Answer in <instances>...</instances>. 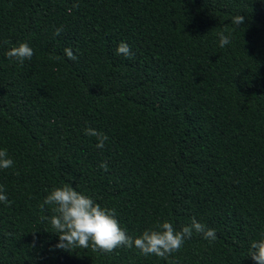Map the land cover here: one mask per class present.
Wrapping results in <instances>:
<instances>
[{
	"label": "trees",
	"instance_id": "trees-1",
	"mask_svg": "<svg viewBox=\"0 0 264 264\" xmlns=\"http://www.w3.org/2000/svg\"><path fill=\"white\" fill-rule=\"evenodd\" d=\"M218 32L231 43L221 48ZM122 41L131 59L116 53ZM21 42L33 57L7 58ZM86 127L109 137L104 149ZM0 149L14 161L0 170L11 201L0 203V264H255L264 0H0ZM66 183L114 208L133 238L164 221L179 231L195 217L217 239L194 232L167 260L134 247L59 249L41 220L51 206H39Z\"/></svg>",
	"mask_w": 264,
	"mask_h": 264
},
{
	"label": "clouds",
	"instance_id": "clouds-1",
	"mask_svg": "<svg viewBox=\"0 0 264 264\" xmlns=\"http://www.w3.org/2000/svg\"><path fill=\"white\" fill-rule=\"evenodd\" d=\"M78 7V3L73 4V8ZM244 21L245 17L241 15L232 17V23L236 27L243 25ZM62 31V27L57 28L54 35L59 36ZM217 36L221 48L231 43L230 36L223 32H218ZM64 52L68 60L78 59L70 48H65ZM116 53L129 59L133 55L129 45L123 41L118 44ZM33 55L34 50L27 42H21L6 52L7 58L15 59L20 63L30 60ZM84 134L95 137L97 149H104L109 139L105 133L92 127H86ZM13 166L14 161L7 150L0 149V170L10 169ZM99 167L104 171L108 170L107 162H102ZM4 193L5 189L0 186V203L10 206L11 201ZM45 205L51 206L53 215L42 216L41 220H48L54 233L58 234L59 242L56 247L69 251L76 248H91L93 252L110 254L121 247H134L145 257L156 256L167 260L182 248L186 240L192 238L194 232L209 243L217 239L216 229L197 221L195 217L191 219L190 224L182 226L179 231L170 221H164L145 229L138 237L133 238L126 229L119 226L114 208L102 207L92 197L77 191L67 183L53 188L46 195L39 206L41 212L45 210ZM248 257L255 264H264V235L259 240L250 242Z\"/></svg>",
	"mask_w": 264,
	"mask_h": 264
}]
</instances>
